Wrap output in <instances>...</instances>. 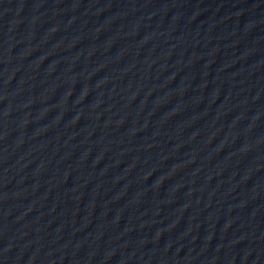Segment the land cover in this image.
Segmentation results:
<instances>
[{
  "label": "water",
  "instance_id": "1",
  "mask_svg": "<svg viewBox=\"0 0 264 264\" xmlns=\"http://www.w3.org/2000/svg\"><path fill=\"white\" fill-rule=\"evenodd\" d=\"M0 264H264V0H0Z\"/></svg>",
  "mask_w": 264,
  "mask_h": 264
}]
</instances>
